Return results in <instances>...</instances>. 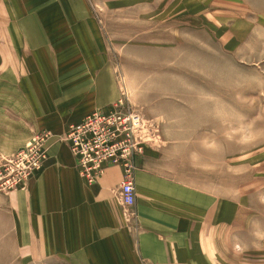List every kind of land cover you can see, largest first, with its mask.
Returning <instances> with one entry per match:
<instances>
[{
    "label": "crops",
    "instance_id": "0c3cea01",
    "mask_svg": "<svg viewBox=\"0 0 264 264\" xmlns=\"http://www.w3.org/2000/svg\"><path fill=\"white\" fill-rule=\"evenodd\" d=\"M113 2L126 3L0 0V119L59 135L110 109L119 91L107 68L94 77L93 8ZM161 152L134 157L135 203L124 206L120 165L89 183L52 138L28 186L0 192V264H221L228 209L171 173Z\"/></svg>",
    "mask_w": 264,
    "mask_h": 264
},
{
    "label": "rangeland",
    "instance_id": "374dc122",
    "mask_svg": "<svg viewBox=\"0 0 264 264\" xmlns=\"http://www.w3.org/2000/svg\"><path fill=\"white\" fill-rule=\"evenodd\" d=\"M125 1L93 8L94 77L107 68L110 106L128 102L150 124L144 149H165L171 173L220 196L221 264H264V0ZM29 126L0 119L1 193L28 186L39 139L46 158L52 138L66 143L69 126Z\"/></svg>",
    "mask_w": 264,
    "mask_h": 264
},
{
    "label": "built area",
    "instance_id": "2783aa9c",
    "mask_svg": "<svg viewBox=\"0 0 264 264\" xmlns=\"http://www.w3.org/2000/svg\"><path fill=\"white\" fill-rule=\"evenodd\" d=\"M141 113L134 111L128 102L119 100L110 109L95 110L86 115L82 121L72 124L65 132L66 143L77 161L79 173L89 183H94L102 175L107 165H120L123 178L120 183V197L124 206L135 203L134 173L136 165L134 157L143 152L146 138L153 132L150 124ZM43 132V136L47 135ZM48 138V136L46 137ZM43 139H39L35 150H30V162L26 159V174L42 166L45 157ZM43 147V148H42ZM39 152V159L35 152ZM25 158H29L25 154Z\"/></svg>",
    "mask_w": 264,
    "mask_h": 264
}]
</instances>
